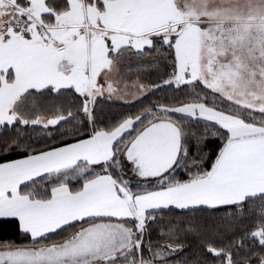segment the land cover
<instances>
[{
  "label": "snow or ice",
  "instance_id": "1",
  "mask_svg": "<svg viewBox=\"0 0 264 264\" xmlns=\"http://www.w3.org/2000/svg\"><path fill=\"white\" fill-rule=\"evenodd\" d=\"M6 226L0 264H264V0H0Z\"/></svg>",
  "mask_w": 264,
  "mask_h": 264
},
{
  "label": "trees",
  "instance_id": "2",
  "mask_svg": "<svg viewBox=\"0 0 264 264\" xmlns=\"http://www.w3.org/2000/svg\"><path fill=\"white\" fill-rule=\"evenodd\" d=\"M173 95H174L173 90L171 88L165 87L160 90H157L154 94L145 97L142 101L136 102L134 105L132 103H124L123 101H118V100L106 101L101 99L99 101L98 108L102 112L105 118H113L119 116L122 113L134 112L145 105H150L152 102L157 100H160L162 102H168L169 98H171ZM46 131L47 130L42 129L40 126H37L34 130L31 128L28 129L30 135H32L38 143L72 142L70 136H65L63 138V141H61L58 132H53V136L56 137L54 141L51 139H46L45 138ZM218 144L219 141L210 142L209 147L212 149H216ZM180 175L181 177H183V173H181ZM167 218L170 217H166V219ZM213 218L217 223L221 222L223 218V211L215 213V216ZM246 223L247 226L251 227L256 223V220L253 217L250 218ZM152 238L154 240L156 238L155 231H153L152 233ZM0 239H11L20 242L21 237L18 235L15 227L6 226L2 230H0ZM189 240H190V247L188 251L191 252L195 248V241L192 238H189Z\"/></svg>",
  "mask_w": 264,
  "mask_h": 264
},
{
  "label": "crops",
  "instance_id": "3",
  "mask_svg": "<svg viewBox=\"0 0 264 264\" xmlns=\"http://www.w3.org/2000/svg\"><path fill=\"white\" fill-rule=\"evenodd\" d=\"M167 71L168 69L164 68V66L162 65L158 72H153L150 74V79L156 83H160L162 79L166 78L165 74ZM118 101H121V100H118Z\"/></svg>",
  "mask_w": 264,
  "mask_h": 264
}]
</instances>
